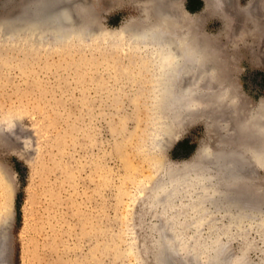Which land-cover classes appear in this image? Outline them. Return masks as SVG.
Returning <instances> with one entry per match:
<instances>
[{"label":"rangeland","instance_id":"1","mask_svg":"<svg viewBox=\"0 0 264 264\" xmlns=\"http://www.w3.org/2000/svg\"><path fill=\"white\" fill-rule=\"evenodd\" d=\"M7 1L0 0V16L21 0ZM144 1L88 0L111 31L143 18ZM180 3L190 16L206 18L203 31L221 35L249 106H257L264 99V42L231 46L223 20L206 13L204 0ZM93 39L52 50L0 39V225L8 236L7 264H152L140 254L169 215L149 209L145 189L164 174L160 164L198 160L204 144L217 142L206 119L192 115L176 124L162 150L152 149L155 106L149 75L136 69L139 54L113 39ZM257 170L264 181V169ZM184 195L183 203L191 200ZM215 217L220 232L231 223L223 210ZM252 221L242 228L252 244L235 227L222 241L234 255L246 247L255 263L263 256L264 228L256 226L259 216ZM207 223L197 229L210 241L215 234ZM195 231L187 228V238ZM181 255L176 264H183Z\"/></svg>","mask_w":264,"mask_h":264},{"label":"bare ground","instance_id":"2","mask_svg":"<svg viewBox=\"0 0 264 264\" xmlns=\"http://www.w3.org/2000/svg\"><path fill=\"white\" fill-rule=\"evenodd\" d=\"M238 1L204 0L206 13L223 20L231 46L238 47L239 42L246 48L261 45L264 0H250L246 5ZM152 2L141 4L143 18L111 31L98 21L96 12H91L88 0H21L12 12L0 16V39L42 44L52 50L56 44L95 37L113 39L133 56L139 54L136 69L149 75L155 106L151 148L162 150L177 134L176 124L191 120L192 115L206 119L217 134L215 145L200 148L198 160L178 166L160 164L164 174L145 192L149 209L160 208L158 215H169V221L148 239L150 247L140 256L152 264H176L180 254L183 264H264V251L259 262L250 263L246 247L234 255L231 245L222 241V236H232L235 227L249 241L245 243L252 244L242 228L258 216L256 226L264 228V181L257 170L264 169V99L255 107L249 106L238 83L235 58L229 47H222L221 35L203 31V15L190 16L180 0ZM2 169L0 164V172ZM182 194L191 200L183 203ZM222 210L231 223L220 232L215 215ZM204 221L215 234L210 241L203 237L201 228L197 229ZM192 226L196 231L188 239L185 231ZM7 244V233L0 229V264H7Z\"/></svg>","mask_w":264,"mask_h":264}]
</instances>
